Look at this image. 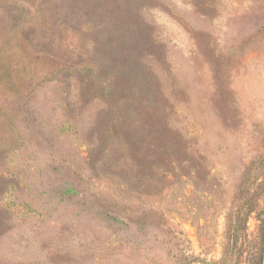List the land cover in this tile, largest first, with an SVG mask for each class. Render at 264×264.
I'll use <instances>...</instances> for the list:
<instances>
[{
    "label": "rangeland",
    "instance_id": "1",
    "mask_svg": "<svg viewBox=\"0 0 264 264\" xmlns=\"http://www.w3.org/2000/svg\"><path fill=\"white\" fill-rule=\"evenodd\" d=\"M0 264H264V0H0Z\"/></svg>",
    "mask_w": 264,
    "mask_h": 264
}]
</instances>
